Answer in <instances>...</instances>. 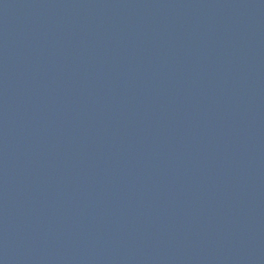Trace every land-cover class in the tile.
<instances>
[{"label":"water","instance_id":"95a60500","mask_svg":"<svg viewBox=\"0 0 264 264\" xmlns=\"http://www.w3.org/2000/svg\"><path fill=\"white\" fill-rule=\"evenodd\" d=\"M0 264H264V0H0Z\"/></svg>","mask_w":264,"mask_h":264}]
</instances>
